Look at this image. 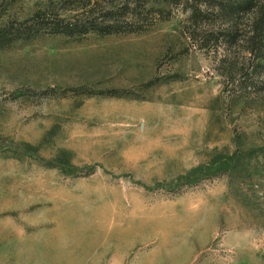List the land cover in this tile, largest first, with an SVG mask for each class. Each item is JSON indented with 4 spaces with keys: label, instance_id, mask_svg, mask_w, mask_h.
<instances>
[{
    "label": "rangeland",
    "instance_id": "374dc122",
    "mask_svg": "<svg viewBox=\"0 0 264 264\" xmlns=\"http://www.w3.org/2000/svg\"><path fill=\"white\" fill-rule=\"evenodd\" d=\"M130 1L158 19L0 48V264H264L249 54L193 46L176 0ZM73 2L0 0V24Z\"/></svg>",
    "mask_w": 264,
    "mask_h": 264
},
{
    "label": "trees",
    "instance_id": "16d2710c",
    "mask_svg": "<svg viewBox=\"0 0 264 264\" xmlns=\"http://www.w3.org/2000/svg\"><path fill=\"white\" fill-rule=\"evenodd\" d=\"M174 1V0H173ZM105 0H83L73 2L61 10L39 9L31 16L0 24V48L18 40H30L43 34L84 36L90 32L108 35L121 32H136L152 24L158 18L142 16L139 5L130 0L119 8L122 12L116 17L106 6L103 14L96 11L95 4ZM113 2L110 3V5ZM175 6H183L188 11L184 31L193 46L205 48L214 42L221 46L239 44L249 54L247 72L235 86H250L255 75L264 86V0H176ZM75 7V8H74ZM78 8V9H77ZM72 14L61 11L71 10ZM247 17L245 28L241 20ZM206 26H209L206 28ZM242 75V76H243ZM244 84V85H242ZM252 85V84H251Z\"/></svg>",
    "mask_w": 264,
    "mask_h": 264
}]
</instances>
